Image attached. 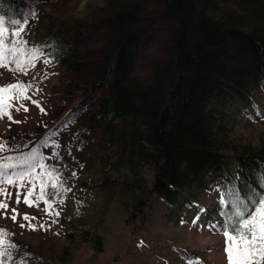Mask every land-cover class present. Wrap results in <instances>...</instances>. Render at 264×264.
<instances>
[{
    "label": "rangeland",
    "instance_id": "1",
    "mask_svg": "<svg viewBox=\"0 0 264 264\" xmlns=\"http://www.w3.org/2000/svg\"><path fill=\"white\" fill-rule=\"evenodd\" d=\"M129 2L142 3L154 18L133 73L150 82L153 66L168 56L171 31L157 17L159 0H29L22 26L10 28L0 17V264H264V193L249 215L237 208L239 223L249 228L244 234L222 221L228 186L198 193L207 210L198 218L150 192L141 213L125 185L102 180L116 173L104 170L101 156L109 146L89 115L105 92L84 95L88 77L71 74L42 47L50 20L61 28L87 24L84 34L66 41L84 61H100L111 39L104 19L117 3ZM233 7L227 1L218 15ZM254 99L258 110L230 106L236 153L264 148V93ZM141 176L150 187L152 168ZM74 228L84 235L67 238ZM96 233L104 240L101 252L93 245Z\"/></svg>",
    "mask_w": 264,
    "mask_h": 264
},
{
    "label": "trees",
    "instance_id": "2",
    "mask_svg": "<svg viewBox=\"0 0 264 264\" xmlns=\"http://www.w3.org/2000/svg\"><path fill=\"white\" fill-rule=\"evenodd\" d=\"M28 1L0 0V15L9 27L22 24ZM227 1L234 7L220 17ZM159 2L157 17L171 31L168 56L153 66L150 82L133 76L139 45L154 19L140 2L117 3L104 19L111 39L96 63L84 61L66 41L84 34L87 24L61 28L50 20L42 49L71 74L88 77L84 95L104 90L89 115L109 146L101 156L104 170L116 173L102 180L125 185L141 213L150 192L178 211L201 216L204 207L195 200L213 186H230L228 201L250 210L264 191V148L236 153L230 106L242 112L255 92H264V0ZM144 167L152 168L150 187L139 180ZM131 178V183L138 180L131 184ZM221 213L234 231V214L227 207ZM84 233L69 229L67 238ZM103 242L94 234L97 252L103 251Z\"/></svg>",
    "mask_w": 264,
    "mask_h": 264
},
{
    "label": "bare ground",
    "instance_id": "3",
    "mask_svg": "<svg viewBox=\"0 0 264 264\" xmlns=\"http://www.w3.org/2000/svg\"><path fill=\"white\" fill-rule=\"evenodd\" d=\"M251 90V89H250ZM259 91V90H258ZM244 95V94H243ZM233 99V98H232ZM226 100V99H225ZM227 121V120H226ZM227 130V129H226ZM110 136V135H109ZM249 148V147H248ZM120 179V178H119Z\"/></svg>",
    "mask_w": 264,
    "mask_h": 264
}]
</instances>
